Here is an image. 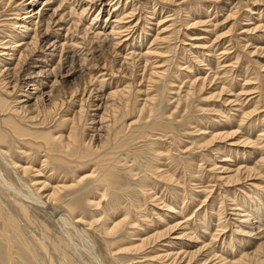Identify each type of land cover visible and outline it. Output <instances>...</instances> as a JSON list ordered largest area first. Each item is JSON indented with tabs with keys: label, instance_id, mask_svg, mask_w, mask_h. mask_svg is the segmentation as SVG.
Returning <instances> with one entry per match:
<instances>
[{
	"label": "rangeland",
	"instance_id": "obj_1",
	"mask_svg": "<svg viewBox=\"0 0 264 264\" xmlns=\"http://www.w3.org/2000/svg\"><path fill=\"white\" fill-rule=\"evenodd\" d=\"M57 1L58 0H55L54 5L53 6L51 5L52 7H49V9L55 8L59 2ZM111 1L112 0L110 1L104 0V3L106 2V4H109ZM259 1L260 0H218V1L217 0H170V1L169 0H119L117 9L124 11L126 14V17L124 16L125 19L122 20L121 22L123 23L121 24V26L127 24L126 28L122 30L121 29L118 30V33H120V35L113 36V39H115L114 43L120 42L122 44L119 50L112 48L113 51H111L112 50L111 47L108 48V45H104L102 42H100L99 39L92 40L94 41L92 43V41L88 40L87 42V40L83 39L82 35L78 36L81 38L78 39L79 40L78 43L79 45L81 43L80 46L83 47V50L82 47L80 48L79 46L76 50H74L76 52L70 53V56L72 57H70V59L68 60L74 63L76 69L80 71L72 78V80L66 83L67 88L78 87L80 90H82V88L86 84L85 79L87 75H85L86 74L85 70L86 68H88V66L91 65L98 66V68L92 70L90 74L91 77L98 80L97 83H100L98 85H102L98 90L99 93H97V95H99L98 98H101L100 95H106L112 90L113 91L119 90L124 86L134 84L133 87L135 91L133 92V95H131V100L133 103L132 106L133 114L129 116L127 120H125L126 125H129L131 122H134V124L129 128V130L128 129L124 130L121 141L122 142L124 141L127 145L123 143V145H126V148H124V150L121 149L116 151L120 155H118V160L113 162V167H115V171L113 170L111 172L113 176L112 178H110L111 183L109 182L110 183L109 186L103 185L104 186L103 187L101 186L102 184L94 181V178L102 173H105L106 172L105 170L102 169L99 170L94 166L92 168L82 169L81 167H78L76 164H70L69 162L62 163L58 161V163H56L55 161L57 160H54L52 158L51 160L49 158L47 162V159L44 158V153L40 149L37 150L36 148L34 149L29 148L28 151L27 149L20 150L15 144L11 143L10 141L6 144V148L10 150L9 153L11 154L12 159L18 165H21L24 168H27V166H29L30 168V171L28 172L27 176L25 175V177L21 178L22 181L25 183V185L27 184V186L31 187L32 184L35 182L36 184L34 183L32 187L34 188L36 186V188L37 187L39 188L41 186L39 181H41L42 184L46 183L45 185L46 186L48 185V188L51 187L54 188L55 186L57 187V185L58 186L64 185L67 187V189L63 190L60 193L61 197L63 196L62 200L64 199L63 202L65 203L68 202L76 207L75 214L72 217H75L76 218L75 220L77 219L81 220V222L76 223V227L78 228L79 231H81V233L84 235V238L86 240L88 239L89 241H91L93 248L102 257L105 264H160V261L161 264L163 262L164 264H166L165 262L169 263L168 261H165L163 257L168 253H170V251L173 254L178 252L177 249L179 247L178 245L172 243L174 241L172 238L183 230L182 225L185 224H186L185 227L187 228L190 227L188 228L190 231H188L187 229V233L190 234L193 232L195 234L196 232L195 235L197 237V242L200 243L198 244L196 242V244H193L191 243V241L190 242L187 240L186 242L181 241L182 244L185 243V246L183 248H185L187 251H193L194 249L201 247L202 242L204 244L210 242L206 247V249L213 252L212 255L215 254L213 256L221 257L223 259H226V261H234L240 258V254H239L240 251L245 249L244 252L246 251L248 252L252 248V250H250L251 252L256 248L258 244L256 242L254 243L252 242L250 246L248 245L249 247L246 246L243 249L239 248L240 240H238V238H240V236H237L235 232V228H237L238 226L236 225L237 217L234 216L236 212L233 210L235 208L234 209H232L233 207L231 208V204H232L231 200L235 198V203L239 202V200L242 198L240 195L249 198L252 195L251 193L254 190V188H255V192L253 191V193L264 191L263 190L264 161L263 163L262 162L258 163V168H257L258 170H256L255 172L256 174L254 173V176L250 177L251 180L250 178L245 179L239 182L238 185L233 184V187L229 185H225L224 182L222 183V180H219V178L223 176V174L221 173L223 167L224 169L228 168L229 171L231 169L234 171V169L238 168L239 166L243 168L246 165H247L246 168H252L255 162L259 161L260 159L264 160V53H262L258 49V48L260 49L264 48V29H263L264 2L260 1L261 2L260 3ZM63 4H65L64 1ZM80 5L81 3L78 5L76 3L74 6L79 7ZM94 5L96 6H94L91 9V13L88 16L84 15L85 18L83 17L82 19H80L81 23L80 22L79 24L78 22L76 23V25L77 24L78 25L74 29V32L76 31L81 32L87 29V27L91 23V14L92 16L97 15L99 10V2L98 1L95 2ZM102 6L100 7L101 11L99 14L102 17H105V15L108 14V11H110V5L109 6L106 5L105 7V4L104 5L102 4ZM14 7L15 6L11 7V9H9L8 11L6 9L5 11H3L4 9L0 7V14L3 13V16L1 18H3V20H7L13 17ZM64 7L66 8L67 5L65 4ZM83 7L86 8L87 4H85ZM201 7H205L206 13L204 11H200ZM150 13H152L153 15L151 16ZM186 23L187 24L189 23V25H187ZM140 28H144V31H141ZM252 30L255 31L253 32ZM127 33L129 35H127ZM169 35L171 37L170 40H169ZM122 40L123 41L126 40V41L123 42ZM83 42L84 45H82ZM176 46L178 49L175 48ZM242 46H244L245 48H243ZM123 49L125 50V52ZM174 50L175 51L177 50V53ZM254 50L255 51L257 50V52L256 53L252 52ZM149 52L153 53V55L149 54ZM113 53L116 58L114 57V55H112ZM224 54L225 56H223ZM131 55L133 59L135 58L133 63L130 61ZM203 56L205 59H203ZM114 58L115 59L118 58V59L115 61ZM201 58L203 59L202 61H200ZM138 59H140V61ZM128 61H130V63ZM193 61L194 64L196 62L195 65L193 64ZM212 62L215 64L217 63V65L213 64ZM81 63L82 64L84 63L85 65L83 64L81 66ZM103 63H105V68L103 66L104 65ZM134 64L136 66H134ZM144 66L146 67L144 68ZM102 68H104V70ZM107 69L110 70V72ZM169 69L171 70V74ZM81 70L82 73H80ZM107 71L109 72V74ZM188 71L190 72L188 73ZM152 72H156V73L159 72V74L162 75L161 76L162 79L160 77L157 78L155 76H152L151 74ZM140 77L143 78L145 77V78L144 80L143 78L141 80ZM149 77L151 78V81L148 80ZM195 78L198 80V82H196L197 80ZM204 78L206 82L204 83V88L201 91L200 84L202 83ZM192 80H193L192 83H194L193 85H191ZM195 82L197 83V85ZM218 86L219 87L221 86L224 92L220 96L211 98V95L212 96L215 95V93L218 92V89H220ZM187 93H190V97H187V95H189ZM184 94L186 98L183 96ZM80 98L81 96L77 95V97L73 99L75 105L73 104L70 107L66 105L65 107H63L60 116L63 118H70L73 112H75L78 109L79 106L78 101L80 100ZM227 99H228V103H227ZM224 100L226 101L224 102ZM146 101H148L147 102L148 105H150V107H152L153 110L150 118L151 121H149L147 118L149 116L147 115L149 114V108H147V106L146 108L142 109L140 115L138 114L139 113L138 110ZM94 104L97 103L94 102ZM88 110H89L88 118H94L95 122H97L98 117L96 116L97 117L96 118L94 115H99L101 114L102 111H92L93 108ZM250 110L251 111L254 110L255 112L254 111L251 112ZM243 112L245 116L243 115ZM137 117H139L138 119L139 122L136 121ZM145 119L147 121H145ZM227 119L229 122L227 121ZM233 120L235 121L231 123V121ZM88 122L90 123V121ZM89 123L87 124V128L93 126L92 124ZM196 130L199 131L200 133L197 132ZM52 131L55 132L56 135L59 134L66 135L67 133L64 130L63 131L65 133L57 130L55 131L52 130ZM230 132H235V135H233L231 138L215 140L208 146H204V143H206L207 140L210 141L212 136H216L218 134L224 135ZM202 137H206V140L205 138ZM94 140H93L94 142L92 143L93 147H95V145L99 143L98 141H101V140H97L96 138ZM160 140L162 141V143ZM156 141H159V143L157 142L156 144ZM242 141L244 143H247V145H244ZM234 143L235 144L238 143V144L235 145ZM223 146L225 148H222ZM219 148L221 149V152L217 151ZM158 149H160L162 153L160 151L159 153H157ZM225 149L226 151H224ZM58 150H59V146H56L54 148L55 154L53 155L55 156L59 155L60 153ZM154 150H156V153L154 152ZM169 150L171 151L169 153L171 156L170 158L171 161L164 160L163 158L164 156H162L165 153V158H166L167 151ZM250 151L253 153H251ZM227 154L228 156H226ZM224 156H226V159H228L227 162H223L225 163L224 164L225 166H223L222 163V160L225 159V158L223 159ZM42 158L44 159V161H42L43 160ZM40 160L42 161V163L44 162V166L42 165V163H40L41 162ZM161 161L164 162L162 163ZM157 162H160L161 164L158 163L159 164L158 165L156 164ZM103 164L109 165L110 163L105 162ZM162 164L165 165V169L169 171V173H174L173 176L175 177L173 181L174 182L177 181L175 183L179 185L180 188L179 187L178 188L181 191L178 190L177 185L174 182L170 183L165 179L159 178L158 176L159 173L158 171H156L155 165L160 167L159 170L161 169L163 170L164 166H162ZM152 165H154L155 167L153 168ZM194 165H196V167H194ZM211 165H215L213 168L216 169V167L217 168L219 167V169L215 170L211 168L212 167ZM45 166L48 167L46 168ZM165 169L163 172H166ZM0 170L3 173H5L8 176V178L12 179L10 172L8 171V169L4 167L1 161H0ZM46 170L48 171L46 172ZM32 171L34 172V175ZM35 172H40V173H37L39 174L37 175ZM51 172H53L54 175L50 174ZM113 172H115L116 174ZM190 172H192L194 175L192 173L191 175ZM212 172H214V174ZM48 175L49 177L50 176L51 177L49 178ZM154 176L157 178H155ZM197 177H199L201 182L199 181V179H197ZM201 177L203 178V180ZM242 177H240V179ZM80 178H84V181L77 184L76 181H78ZM194 178H196L197 180H195ZM161 180H164V182H162ZM12 181H14V179H12ZM197 181L200 184L199 183L197 184ZM163 183H165V185ZM190 183H193V186ZM194 184L196 186H199V188L194 186ZM220 184L221 186H219ZM146 185L148 188L145 187ZM250 185L253 186L251 187ZM219 187H221V189ZM48 188L47 190L45 189L46 190L44 191L45 193L50 192L49 191L50 189ZM149 189L151 191H149ZM218 190L220 191L221 194L218 193L219 192ZM229 190H231V192L233 191V193H231ZM179 192H181V194ZM193 192H195L194 193L196 194L195 196L197 195L198 196L195 197ZM222 192L224 193L222 194ZM178 195L181 199L177 197ZM228 195H229L228 199L230 202L229 204H226L228 203L227 197L223 199L222 197ZM145 197L147 198L145 199ZM219 198L222 200H220ZM14 199H18V198L17 197L15 198L14 195L12 196V193L10 191H7V189L4 187L0 179V202H1L0 222L3 221V223H0V264H32V263L34 264L32 260L33 257H31L29 253V249L28 247H26V241L31 244L34 243V241L40 242L42 244H44L45 242L44 245L45 246L47 245V249L48 250L50 249L49 251L50 253L53 254V256L54 255L57 256L56 254H58L63 257V254L61 255L57 251L53 249H52L53 251L51 250L52 246L49 243L51 242V240L58 242V239L56 237L57 235L55 234V230L53 231L54 228L49 227V230H46L48 228V225H46L47 221L44 216L45 214L42 215L40 212L33 210H31L30 212L29 210L30 213L28 212L27 216L23 217L20 215L21 212L19 208H17L18 206L16 204V200ZM158 199L161 201H158ZM174 200L176 201V203ZM217 200L219 202L226 201V203L223 204L225 207L219 204ZM260 201L264 202V196L260 197ZM137 203L141 205V208L135 207L138 206ZM211 203L213 204V207L215 209L214 212L216 211V213L221 214V210L223 211L221 216L218 217V218H222V220L221 219H219L218 221L215 220L217 219L215 218L217 217L216 214L213 215L212 217H209L210 212L208 211L207 208L208 205H210ZM94 204H98V206L95 207ZM157 206H159V208ZM164 206H169L174 208L171 211L172 208L165 207L167 208L165 209ZM62 207L63 206H61L60 209H62ZM215 207L217 209L218 208L220 209L216 210ZM17 210L18 212L16 213ZM112 212L114 214V217L110 219L111 224H113V222L122 219L123 217H127L128 222L136 221L137 223H140L138 224L140 226L139 228H136L137 225L136 226L124 225L121 231L117 234L116 238L117 237L118 238L116 241L118 242V246L120 247V249L132 248V246L138 245V243L141 240H146L152 235L162 232L166 227L172 226V224L174 225L179 223L182 227L177 231H175L174 233L176 234L170 236L169 238L161 239L158 242H155L154 244L145 247L146 249L142 252L141 255L118 254L115 256L113 261L110 259L108 250L111 249L114 252L115 246L111 245V243L109 242L110 240L104 238L102 234L104 227V223H103L104 217L107 214L108 215L111 214ZM231 212L234 213V215ZM60 213H62V210ZM125 214H127V216H125ZM195 215L196 217H194ZM203 215L205 216L199 217ZM11 216L17 220V225L7 221ZM170 216L173 218H170ZM163 217L165 218L164 220ZM199 218H203V219L202 221L197 222L198 221L197 219ZM210 218L211 219L214 218V219H212L211 221ZM160 219L163 220L164 224L162 223V221H160ZM178 219L180 220V222ZM209 219L211 222H213L214 226L211 225L212 223L207 224L209 225L207 227L205 225L203 226L202 224L208 223ZM94 221L97 222L94 225H92V227H90L89 223ZM164 221L167 224H165ZM220 222L223 223V224L221 223V226L219 225ZM262 222L264 223V221ZM224 225L227 228L222 229ZM216 226H217V230H216ZM205 227L206 229H208L207 232L210 233V235L212 234L214 236V234H216L215 236H218L216 237L217 240H215L213 236L212 238L206 236L207 232L204 230ZM50 228L52 229L50 230ZM219 228H221V230L224 231L222 232ZM262 228H264V224ZM143 229H145V231ZM137 230L138 232H136ZM133 231H135L136 234L133 233ZM137 233L138 234L141 233L140 238L138 237L139 235ZM234 235L237 237V239ZM232 236H234V238ZM198 238H200V240ZM232 239L234 240L231 241ZM104 240L108 242V246L106 244L107 242ZM169 240L172 243V245L169 242ZM187 242L188 245H190V246L187 245L188 247H186ZM173 247L174 249L172 250L171 248ZM26 250H28V252ZM208 250L207 252H209ZM235 250H237L238 252H236ZM231 251L232 253H230ZM234 251L236 253H234ZM226 254L228 255L226 256ZM70 258L71 257L69 255H67L66 258L64 257L63 259H67L69 261V262L67 261V263L64 262V264H80L79 261H74V263L71 262Z\"/></svg>",
	"mask_w": 264,
	"mask_h": 264
},
{
	"label": "bare ground",
	"instance_id": "obj_2",
	"mask_svg": "<svg viewBox=\"0 0 264 264\" xmlns=\"http://www.w3.org/2000/svg\"><path fill=\"white\" fill-rule=\"evenodd\" d=\"M58 1H57L58 4H57V6L55 8H50L49 9V7H52L54 5L55 0H0V7L2 9H4L3 11H5V9L8 11L9 9H11V7L15 6L14 10H13V12H14L13 17H11L10 19L3 20V18H1L3 16V13L0 14V161L4 165V167L6 169H8V171L10 172V174L12 176V179H14V181H12V179L8 178V176L5 173H3L1 170H0V179H1V182L4 185V187L7 189V191H10L12 193V196L14 195L15 198L16 197L18 198V199H14V200H16V204L18 206L17 208H19V210L21 212L20 213L21 216L26 217L28 212H29V210H30V212H31V210L40 212L42 215L45 214L44 216H45L46 221H47V222L46 221L45 222L47 223L46 225H48V228L46 230H49V227L54 228L53 231L55 230V234L57 235L56 237L58 239V242H56L54 240H51V242L49 244L52 246V248L51 247L50 248H51V250L53 249V250L57 251L61 255L63 254V257L58 255V254H56L57 256H55V255L53 256V254L50 253V251H49L50 249L49 250L47 249V245L46 246L44 245L45 242H44V244H42L40 242H37V241L35 242L34 241V243L31 244V243L26 241V247H28L29 253H30L31 257H33L32 260H33L34 264H64V262L67 263V261H68L67 259H63L64 257L66 258L67 255H69L71 257L70 261L73 262V263H74V261H79L80 264H105L104 260L102 259V257L93 248L91 241H89L88 239H87L88 240L87 241L84 238V235L81 233V231H79L78 228L76 227V223L81 222L80 219L79 220L78 219L75 220L76 218L72 217L75 214L76 207L73 206L72 204L68 203V202L67 203L63 202L64 199L62 200L63 196L61 197L60 193L63 190L67 189V187L64 186V185H59V186L57 185V187L55 186L54 188L53 187L48 188V185L46 186L45 185L46 183L42 184L41 181H39V183L41 184V186L39 188L38 187L36 188V186L34 188L32 187L35 182L32 184V186L30 185L32 188L27 186V184L25 185V183L22 181L21 178L25 177V175L27 176L28 172L30 171L29 166H27V168H24L23 166L18 165L12 159L11 154L9 153L10 150L6 148V144L10 141L11 143L15 144L18 147V149H20V150L21 149H23V150L27 149V151H28L29 148H33V149L36 148L37 150L38 149L42 150V152L44 153V158L47 159V162H48L49 158H50V160L52 158L54 160H57V161H55L56 163H58V161H60L62 163L63 162L64 163L65 162L66 163L69 162L70 164H76L78 167H81L82 169L92 168L94 166V167H96L99 170H101V169L105 170L106 172L102 173V174H100L98 172L100 175H98V176H96L94 178L95 182L102 184L101 186H103V185L104 186L105 185L109 186L110 185V183H111L110 182L111 181L110 178H112V176H113L111 172L113 170L115 171V167H113V162L117 161L118 160V155H120L116 151L121 150V149L124 150V148H126L127 144L124 141L122 142L121 139H122V135L124 133V130L125 129L129 130V128L134 124V122H131V121H130L131 123L129 125H126V123H125V120H127V118L133 114V107H132L133 103H132V100H131V95H133V92L135 91V89L133 87L134 84L133 85L131 84V85H128V86H124L123 88H121L119 90H114V91L112 90L111 92L107 93L106 95H100L101 98H98L99 95H97V93H99L98 90L100 89V86H102V85H98V84H100V83H97L98 80H96L95 78L91 77V75H90L91 71L95 70L96 68H98V66L97 65H91V66H88V68H86V70H85L86 74L85 73L84 74L87 75L86 79H85L86 84L82 88V90H80L78 87L67 88V86H66V83L68 81L72 80V78L77 73H79V71H80V70L76 69L74 63H72V62H70L68 60V59H70V57H72V56H70V53L76 52L74 50H76L81 45V43H80V45L78 43V41H79L78 39H81L78 36L82 35V38L87 40V42H88V40L92 41V40H95V39L96 40L99 39L100 42H102L104 45H108V48L111 47V49L113 48V49H118L119 50L121 48L120 46L122 44L120 42L114 43L115 39H113V36L120 35V33H118V30H120V29L122 30V29L126 28L127 24L121 26V24H123L121 22H122V20L125 19L124 16L126 17V14H125L124 11H122L120 9H117V6L119 4V0H117V1L116 0H112L109 4H106V2L104 3V0H58ZM63 1L67 5L66 8L64 7L65 4H63ZM97 1L99 2L98 13H97V15H94V16H92V14H91V23L89 24L87 29H85V30H83L81 32L80 31L74 32V29L79 24L80 19H82L83 17L85 18L84 15L88 16L91 13V9L94 6H96L94 4ZM260 1L264 2V0H260ZM79 2L81 3V5L79 7L78 6L77 7L74 6L76 3H77V5L80 4ZM85 4H87L86 8L83 7ZM89 4H91V5H89ZM102 4L103 5L105 4V7H106V5H108V6L110 5L111 13H110V11H108V14H106L105 17H102L99 14L100 11H101L100 7L102 6ZM132 7H133V5H132ZM88 8H90V9H88ZM103 10H104V8H103ZM200 11H204L205 12L206 11L205 7H201ZM151 12H153V11H151ZM150 15L152 16L153 14L150 13ZM99 17H100V20H99ZM77 22H78V24L76 25ZM110 25H112V26H110ZM187 25H189V23ZM257 28H259V27H257ZM257 28H255V29H257ZM140 29H141V31H144V28H140ZM106 31H107V33H106ZM174 33H177V32H174ZM127 35H129V34L127 33ZM170 38L171 37L169 35V40H170ZM153 39H152V42H153ZM124 41H126V40H124ZM84 42L82 43V45H84ZM93 42L94 41H92V43ZM135 42H134V44H135ZM192 45H190V46H192ZM126 46H127V44H126ZM81 47L82 46H80V48ZM242 47L245 48L244 46H242ZM175 48L178 49L177 46ZM113 49L111 51H113ZM184 49H186V48H184ZM258 49L262 53H264V48L263 49L258 48ZM82 50H83V47H82ZM147 50H148V48H147ZM184 51H186V50H184ZM187 51H188V49H187ZM124 52H125V50H124ZM170 52H173V51H170ZM175 52L177 53V50ZM252 52L256 53L257 50L256 51L254 50ZM119 54H120V52H119ZM149 54L153 55V53H150V52H149ZM112 55H114V53ZM141 55H142V53H141ZM221 55H222V53H221ZM119 56H118V58H119ZM223 56H225V54ZM114 57H115V55H114ZM152 58H153V56H152ZM117 59H115V61ZM203 59H205L204 56H203ZM203 59L201 58L200 61H202ZM134 60H135V58L133 59V57L131 55L130 56V61L133 63ZM138 60L140 61V59H138ZM196 60H198V59H196ZM130 61H128V62L130 63ZM110 62H108V63H110ZM124 62H125V60H124ZM136 62H137V60H136ZM129 63H128V65H129ZM212 63H211V65H212ZM83 64L81 63V66ZM103 64H104L103 66L105 68V63H103ZM193 64H194V61H193ZM195 64H196V62H195ZM213 64H215V63H213ZM146 65H147V63H146ZM215 65H217V63ZM218 65H219V63H218ZM86 66H87V63H86ZM134 66H136V65L134 64ZM208 66H209V64H208ZM109 67H110V65H109ZM145 67L146 66H144V68ZM104 68H102V69L104 70ZM144 68H143V70H144ZM155 68H157V67H155ZM197 69H199V68H197ZM108 71L110 72V70H108ZM203 71H205V70H203ZM109 72H108V74H109ZM183 72H184V70H183ZM189 72L190 71H188V73ZM80 73H82V70H81ZM163 73H164V71H163ZM186 73H187V70H186ZM151 74H152V76H155L157 78L158 77L161 78V76H162L161 74H159V72L158 73L152 72ZM170 74H171V70H170ZM173 77H174V75H173ZM140 78L142 80L143 77H140ZM144 78H143V80H144ZM185 78H186V76H185ZM153 79H155V78H153ZM148 80L151 81V78L149 77ZM192 82H193V80L191 81V83ZM196 82H198V80ZM205 82H206V80L204 78L202 83L200 84V86H201L200 90L201 91L204 88V83ZM139 83H140V81H139ZM139 83H138V86H139ZM189 84H190V81H189ZM193 84L194 83H192L191 85H193ZM196 85H197V83H196ZM219 88L220 89H218V92L215 93V95H213V96L211 95V98H215L217 96H220L224 92V90L221 88V86ZM109 90H110V88H109ZM187 94H189V95H187ZM187 94H186L187 97H190V93H187ZM77 95L81 96L80 100L78 101L79 102L78 109L75 112H73V114H72V116L70 118L61 117L60 114H61V111H62L63 107H65L66 105H68L69 107L71 105H73L74 104L73 99H75V97H77ZM183 96L185 97V94ZM183 101H184V99H183ZM225 101L226 100H224V102ZM94 102H96L97 104H94ZM147 102L148 101L144 102V104L138 110V112H139L138 114L140 115V113L142 112V109L146 108V106H147V108H149V114H147L149 116L147 118H148L149 121H151L150 118H151V114H152L153 110H152V107H150V105H148ZM67 103H70V104H67ZM227 103H228V99H227ZM91 108H93L92 111H102L101 114L94 115L95 117L96 116L98 117L97 122H95L94 118H88L89 117L88 116V112H89L88 109H91ZM94 108H95V110H94ZM252 109H253V107H252ZM252 111H254V110H252ZM240 115H238V116H240ZM243 115H244V112H243ZM138 119H139V117H137V119H136L137 122H139ZM225 119H226V117H225ZM88 121H90V123ZM136 121H135V123H136ZM145 121H147V120L145 119ZM227 121H228V119H227ZM234 121L235 120L231 121V123L234 122ZM88 123L92 124L93 126H91L90 128H87V124ZM52 130H54V131L57 130V131H61L63 133H65V132H67V133H66V135H64V134L56 135V133L53 132ZM197 130H199V129H197ZM197 132H199V131H197ZM233 135H235V132H230V133L224 134V135L223 134H218L216 136H212L210 141L207 140V142L204 141L206 143H204V142L203 143H204V146H208L209 144H211L215 140L231 138ZM210 136H211V134H210ZM95 138L97 140H101V141H98L99 143H97V145H95V147H93L92 143L95 141L94 140ZM202 138H205V140H206V137H202ZM157 142L159 143V141H156V144H157ZM236 142H238V141H236ZM123 143H125L126 145H123ZM161 143H162V141H161ZM237 144H235V145H237ZM243 144L247 145V143H244V142H243ZM248 144H249V141H248ZM7 146H9V145H7ZM56 146H59V150L58 151H59L60 154L55 156L53 154H55L54 153L55 152L54 148ZM220 148L218 150L217 149L216 150L218 152L219 151L221 152ZM222 148H225V147L223 146ZM154 149H156V148H154ZM160 149H158L157 153H159ZM23 150H22V152H23ZM224 151H226V149ZM119 152H121V151H119ZM154 152L156 153V150H154ZM160 152L162 153V151H160ZM170 152H171L170 150L167 151L166 158H165V153H164V155H162V156H164L163 157L164 160H170V158H171V156L169 154ZM251 153H253V152H251ZM252 155H250V156H252ZM160 156H161V154H160ZM226 156H228V154ZM226 156L223 157V159L224 158L225 159L222 160V163L228 161V159H226ZM229 158H231V157H229ZM159 159H160V157H159ZM219 159H220V157H219ZM158 160H156V161H158ZM260 160L255 162V164H254V166L252 168H246L247 167V165H246L243 168L240 167V166L238 168L234 167L235 168V169L233 168L234 171L232 169H231L232 171L231 170L229 171V169L227 167H226L227 169H224V167H223L222 172H221L223 174V176L219 175V176H221L219 178V180H222V183L224 182L225 185H229V186H232V187H233V184H237L238 185L239 182L254 176V173L256 172V170H258L257 169L258 168V163H261V162L263 163V161H264L263 159L261 161ZM42 161H44V159ZM42 161L40 163H42ZM47 162H46V164H47ZM105 162H107V163L109 162L110 164L109 165H104L103 163H105ZM158 163L161 164L160 162H157L156 164H158ZM116 164H117V162H116ZM224 164L225 163H223V166H225ZM42 165L44 166V162L42 163ZM152 166H153V168L156 166L155 169L159 173V175H158L159 178L165 179L166 181H168L170 183L174 182L173 181V179L175 177V176H173L174 173H169V171H167L165 169V165L164 164H162V166H164V169L166 170V172H163L164 169L163 170L162 169L159 170L160 167L157 166V165H155V166L152 165ZM211 166H212L211 168H213L215 165H211ZM45 167L47 168L48 166H45ZM194 167H196V165H194ZM213 169H215V168H213ZM216 169H219V167L218 168L216 167ZM33 171H32V173L34 175ZM47 171L48 170H46V172ZM190 171H192V170H190ZM214 172H212V173L214 174ZM35 173L37 174V173H40V172H35ZM113 173H115V172H113ZM191 173L192 172H190V174ZM194 173H195V171H194ZM50 174L54 175L53 172H51ZM92 174H94V173H92ZM37 175H39V174H37ZM217 175H215V176H217ZM257 176H259V175H257ZM48 177H49V175H48ZM56 177H57V174H56ZM58 177H59V175H58ZM240 177H242V178L240 179ZM255 177H256V175H255ZM155 178H157V177H155ZM194 179L197 180V179H199V177H197V179L196 178H194ZM202 180H203V178H202ZM250 180H251V178H250ZM34 181H35V179H34ZM83 181H84V178H80L76 182H77V184H79V183H81ZM161 181L164 182V180H161ZM199 181H200V179H199ZM175 182H177V181H175ZM198 183L199 182L197 181V184ZM163 184L165 185V183H163ZM187 184H188V182H187ZM190 184H192V186H193V183H190ZM176 185H177V188H178L179 185L178 184H176ZM256 185H258V184H256ZM187 186H189V185H187ZM194 186H196V185L194 184ZM219 186H221V184ZM145 187H147V185ZM196 187L199 188V186H196ZM47 188L50 189L49 190L50 192H48V193L46 192L45 193L44 191H46ZM69 188H71V187H69ZM179 188H178V190H179ZM219 188L221 189V187H219ZM227 188H228V186H227ZM256 190H258V189H256ZM149 191H151V190L149 189ZM179 191H181V190H179ZM227 191H228V189H227ZM229 191L231 192V190H229ZM253 191L255 192V188H254ZM253 191L251 193L252 195L249 198L248 197L246 198V197H243L242 195H240L242 198L239 200V202L235 203V198L234 199L231 198L232 199L231 200L232 204L230 203L231 204V208L232 207H233L232 209L235 208L233 211L236 212L235 215H234V213H232L233 211L231 213L234 216L237 217L236 225H238V226H237V228H235V232H236L237 236H240V238H238V240H240L239 241V248L243 249V248H245L248 245L250 246L252 242L253 243L256 242L258 244H257L255 249L253 247V249H254L253 251L250 252V250H252V248L248 252L247 251L244 252L245 249L240 251L239 252L240 258H238L239 257L238 256L237 257L238 259H236V256H235L236 260H234V261H226V259H223L221 257L213 256L215 254L212 255L213 252H211L210 250L206 249V247L208 246V244L210 242H208V243L206 242L207 244H204L202 242L201 243L202 244L201 247H198V248H196L194 250L192 249L193 251H187L185 248H183L185 246V243L182 244L181 241L182 242H184V241L186 242V240H187L189 242L191 241V243H193V244H196L197 237L195 235L196 232H195V234L193 232L190 233V234L187 233V229L190 228V227H188V228L185 227L186 226V224H185V225H182L183 226V230L172 238L175 241V242L173 241L172 243L178 245V247H179L177 249L178 252L173 254L170 251V253L165 255L163 257V259L165 261L169 262V263H167V262H165V263L166 264H223V263L226 264V262H227V264H264V228H262V226L264 224L262 222V221H264V202L260 201V197L264 196V191H261V192L259 191V192H256V193H253ZM146 192H147V190H146ZM146 192H145V194H146ZM179 193L181 194V192H179ZM194 193L195 192H193V194ZM218 193H220V191ZM223 193L224 192H222V194ZM231 193H233V191ZM152 194H154V193H152ZM195 195L196 194H194V196ZM229 195L225 196V197H222V196H224V195H222L220 197H222V199L227 197V199H228ZM197 196H195V197H197ZM233 196H234V194H233ZM177 197L180 198L179 195ZM193 197H191V198H193ZM146 198L147 197H145V199ZM222 199H220V200H222ZM158 201H161V200L158 199ZM212 201H213V198H212ZM229 202L230 201L228 199V203H226V201H222V202H219V204H221V205H223L225 203L229 204ZM175 203H176V201H175ZM0 204H1V202H0ZM90 204H92V203H90ZM60 205L63 206L62 209H60V207H61ZM162 205H163V203H162ZM94 206L96 207V206H98V204H94ZM120 206H122V205H120ZM135 207L136 208H141V205L138 204V206H135ZM157 207L159 208V206H157ZM165 207L172 208V207H169V206H164V208ZM167 208H165V209H167ZM173 208L171 209V211L173 210ZM207 209L210 212L209 213V217H212L213 215L216 214L217 217H215V218H217V219H215V220H217V221L219 219L222 220V218H218V217L221 216V214L223 212L222 210H221V214L216 213V211L214 212L215 209H214L212 203L210 205H208ZM218 209H220V208H218ZM218 209L216 208V210H218ZM61 210H62V213H60ZM14 211H13V213H14ZM204 211H205V209H204ZM17 212H18V210L16 211V213ZM140 212H139V214H140ZM227 212H228V210H227ZM196 215L194 217H196ZM0 216H1V214H0ZM125 216H127V214H125ZM144 216H146V215H144ZM144 216H142V217H144ZM171 216H170V218H173ZM191 216H193V215H191ZM204 216L205 215L199 216V217H204ZM222 216H224V215H222ZM112 217H114L113 212L111 214H109V215L107 214L104 217V220H103L104 221L103 222L104 223V227H103V233L102 234H103L104 238H106L107 240H110L109 242L111 243V245L115 246L114 252L111 249L108 250V254L110 255V259L113 260V261H114L115 256L118 255V254H125V255H127V254H138V255H141L142 252L146 249L145 247H148V246L154 244L155 242H158L161 239L169 238L170 236L176 234L174 232L182 227L179 223L174 224V225L172 224V226L166 227L162 232L154 234V235H152L151 237H149L146 240H141L138 243V245L132 246V248H126V249L125 248H121L120 249V247L118 246V242L116 241L117 238H118V237L116 238L117 234L121 231V229L124 227V225H131V226L132 225H134V226L137 225L136 228H139L140 226L138 224H140V223H137L136 221L128 222L127 221L128 218L122 216L123 217L122 219H120V220L117 219L118 221L113 222V224H111L110 223V221H111L110 219ZM137 217H138V215H137ZM176 217H178V216H176ZM92 219H93V217H92ZM140 219H142V218H140ZM164 219L165 218L163 217V220ZM202 219L203 218L197 219L198 220L197 222L202 221ZM210 219H209L208 223H203L202 222L203 223L202 225L203 226L205 225L206 227L209 226L207 224H210V223H212L211 225H213V222H211V221L214 218H212L211 221H210ZM163 220L160 219V221H162V223H163ZM7 221L12 223V224H16L17 225V220L14 217H12V216ZM153 221H155V220H153ZM191 221H192V219H191ZM87 222H89V221H87ZM96 222L97 221L89 223V226L92 227V225H94ZM179 222H180V220H179ZM182 222H184V221H182ZM0 223H3V221L0 222ZM150 223H151V220H150ZM185 223H186V221H185ZM221 223L222 222H220V224H219L220 226H221ZM225 223H226V220H225ZM165 224H167V223L165 222ZM190 224H191V222H190ZM160 225H161V223H160ZM197 225H198V223H197ZM225 225H227V224H225ZM225 225H224V227H222V229L227 228V227H225ZM232 225H234V224H232ZM199 227H201V226H199ZM206 227H205L204 230L207 232L208 229H206ZM18 228H19V225H18ZM52 228H50V230ZM219 229L221 230V228H219ZM143 230L145 231V229H143ZM204 230H202V231H204ZM216 230H217V226H216ZM188 231H190V230L188 229ZM221 231L223 232L224 230H221ZM136 232H138V230ZM133 233H135V231H133ZM140 234L141 233L138 234L139 236L138 235H136V236H138L140 238ZM215 235L216 234H214V236L212 234L210 235V233L207 232L206 236H208L209 238H212V236H213V238H215V240H217L216 237H218V236H215ZM147 236H149V235H147ZM234 236H232V237L234 238ZM198 239L200 240V238H198ZM236 239H237V237H236ZM24 240H25V238H24ZM233 240L234 239H232L231 241H233ZM31 241H33V240H31ZM104 241H106V240H104ZM169 242H170V240H169ZM172 243H171V245H172ZM106 244L108 246V242ZM135 244H136V242H135ZM198 244H200V243H198ZM187 245H188V242L186 244V247L190 246V245H188V246ZM193 246H191V247H193ZM224 247H225V245H224ZM171 249L173 250L174 247L171 248ZM230 249H231V247H230ZM207 250L209 252H207ZM26 251L28 252V250H26ZM235 251L238 252L237 250H235ZM235 251H234V253H236ZM161 252H162V250H161ZM112 253H114V254H112ZM230 253H232V251ZM38 254H40V255H38ZM227 255L228 254H226V256ZM160 264H161V261H160ZM162 264H164V262Z\"/></svg>",
	"mask_w": 264,
	"mask_h": 264
}]
</instances>
